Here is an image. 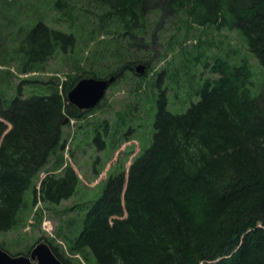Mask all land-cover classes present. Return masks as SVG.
<instances>
[{
    "label": "trees",
    "instance_id": "trees-1",
    "mask_svg": "<svg viewBox=\"0 0 264 264\" xmlns=\"http://www.w3.org/2000/svg\"><path fill=\"white\" fill-rule=\"evenodd\" d=\"M55 12L67 31L55 28ZM174 19L176 28L187 25L185 42L191 25L234 32L247 53L238 45L208 54L217 78L195 89L188 77V89L174 78L197 51L207 54L201 37L193 50L175 36L163 55L155 47L160 58L172 53L174 64L167 61L149 82L157 98L152 142L84 203L70 250L86 264L91 257L96 264H264V0H0V233L21 225L25 194H36V179L52 162L59 172L42 179L41 200L57 205L78 191L79 178L59 153L63 128L87 113L69 103L70 90L85 77L114 75L117 83L135 64L151 68V48ZM79 44L89 52L73 61L81 73L13 81ZM142 85L135 82L133 92ZM173 87L186 89V100L169 95ZM179 104L188 105L185 112L170 109ZM95 131L94 142L104 146Z\"/></svg>",
    "mask_w": 264,
    "mask_h": 264
},
{
    "label": "rangeland",
    "instance_id": "rangeland-1",
    "mask_svg": "<svg viewBox=\"0 0 264 264\" xmlns=\"http://www.w3.org/2000/svg\"><path fill=\"white\" fill-rule=\"evenodd\" d=\"M174 21L175 19L173 21L167 20L168 30L160 31L159 37L161 40L158 41V45L153 44L152 53L149 54L150 57L154 58V61L151 68H147L143 76L135 75L132 70L126 72L125 78L120 79L109 88L105 99L97 108L87 112L86 117L80 121H75L74 125L69 124L63 128L62 144H65V149H60L59 153L63 155L64 164L70 166L77 174L79 178L78 191L74 196L62 200L57 205L44 203L39 192L40 181L48 173L55 174L59 172L53 164L45 167L36 179V194L34 195L32 189L27 190L25 194V202L19 212L21 225L0 233V246L10 254L26 253L28 248L34 246L40 239L47 243V239H53L52 242L57 251L70 264H86L79 254H74L70 250L73 245L72 240L82 229V220L88 210L84 203L88 199L101 196L110 174L112 175L120 169L128 172L132 160L140 153L141 148L144 149L150 146L152 142L153 119L157 111V98H154L153 93L155 92L149 82H153V77H156L158 72L162 71L167 61H170L172 66L174 64L172 62V53L169 54L167 59L160 58L157 53L154 54L155 47L160 48L163 55L165 52L163 45L166 44L167 39H174L173 37L175 36L176 41L178 38L179 41L183 40V45L193 50L195 48L192 46L198 43V37H201L203 51L207 54L203 53L201 55L199 51L191 57L187 54L186 58L188 59L189 57L193 62L188 63L185 60L186 65L182 68L184 71L180 76L174 78L175 81H180L181 78L187 83L188 89H193L191 87L192 83L187 81L188 77L193 78V85L200 82L201 88L207 81L206 79L210 77L217 78L218 74L212 75L211 72L214 60H209L210 65H206V61L208 62V58H210L208 54H220L219 49H232L238 45L240 47L238 48L244 54L247 53L246 47H242L240 44L241 39L234 32L222 31L219 34L212 29L191 25L192 32L185 42L182 36L186 32L187 25L177 21L178 28H176ZM62 24L55 12V28H62ZM62 29L68 30L66 26ZM161 34L162 36H160ZM176 52H179L178 48H175L173 55ZM87 55H89L88 50H85L79 44L75 47L73 53L69 49L65 55L58 54L48 59L43 70L38 72L39 74L36 76L42 78L57 76L62 80H66L67 76H75L77 73H81V69L73 70V66L76 64L73 61L82 60ZM249 58L258 70L257 61L251 56ZM0 60L2 61V58ZM176 60L178 64L183 63L179 62V57ZM198 60L200 61L199 64H193ZM18 65L17 62H14V66L12 65L10 68L12 69L11 71L13 72V69L15 70ZM24 77L26 76H13L12 79L15 83H18ZM138 78H143V80ZM135 82L143 83L139 93L132 90ZM200 87L194 85L195 89ZM172 92L178 94L181 101L186 100L188 96L186 89L180 91V89L173 87V91L170 90L169 95ZM200 99L201 94L199 93L195 100L199 101ZM176 107L174 109L170 107V109L181 113L186 111L188 105L185 104L180 107L179 104ZM131 108L133 109L131 110ZM127 112H129L128 117L125 116ZM96 128H98V132L101 135L100 141H105L104 146L94 142ZM43 237L47 239H43ZM87 264H96L95 258L91 257Z\"/></svg>",
    "mask_w": 264,
    "mask_h": 264
},
{
    "label": "water",
    "instance_id": "water-1",
    "mask_svg": "<svg viewBox=\"0 0 264 264\" xmlns=\"http://www.w3.org/2000/svg\"><path fill=\"white\" fill-rule=\"evenodd\" d=\"M135 71L143 75L146 66L139 64ZM116 80L115 76L108 79L84 78L68 93L71 104L81 110H90L96 107L104 98L109 86ZM0 264H65L53 252L48 243L41 241L31 250L29 255L13 256L0 248Z\"/></svg>",
    "mask_w": 264,
    "mask_h": 264
}]
</instances>
